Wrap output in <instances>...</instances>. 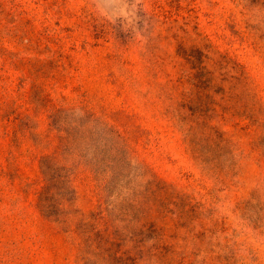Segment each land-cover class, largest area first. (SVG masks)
I'll return each instance as SVG.
<instances>
[{
    "label": "rangeland",
    "instance_id": "374dc122",
    "mask_svg": "<svg viewBox=\"0 0 264 264\" xmlns=\"http://www.w3.org/2000/svg\"><path fill=\"white\" fill-rule=\"evenodd\" d=\"M0 264H264V0H0Z\"/></svg>",
    "mask_w": 264,
    "mask_h": 264
},
{
    "label": "trees",
    "instance_id": "16d2710c",
    "mask_svg": "<svg viewBox=\"0 0 264 264\" xmlns=\"http://www.w3.org/2000/svg\"><path fill=\"white\" fill-rule=\"evenodd\" d=\"M42 166H44L46 184L39 193L38 207L41 209L45 217L55 218V216H57V212L59 211H54V209L60 205L59 201H71L72 199V192L67 187H65L69 182V172L65 168L50 167L48 165L47 158L44 159ZM56 184L58 185L57 189L59 192L53 195L51 190ZM50 208L53 209V211H50ZM85 225L86 224L81 223L79 227L83 228Z\"/></svg>",
    "mask_w": 264,
    "mask_h": 264
}]
</instances>
